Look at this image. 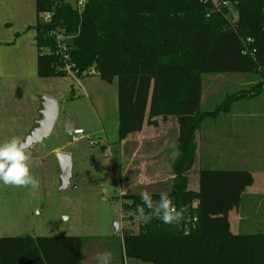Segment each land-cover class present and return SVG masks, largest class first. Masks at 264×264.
<instances>
[{"label":"trees","instance_id":"16d2710c","mask_svg":"<svg viewBox=\"0 0 264 264\" xmlns=\"http://www.w3.org/2000/svg\"><path fill=\"white\" fill-rule=\"evenodd\" d=\"M36 0L37 71L41 79L65 77L66 61L54 32L66 43L68 63L78 77L94 68L103 81L118 80V140L145 124L176 117L178 157L169 193L176 207L188 205L178 226L159 219L124 231L120 254L146 264H264V232L234 234L230 214L250 183L239 171L202 169L201 189H189L203 122L234 101L264 93V0H222L240 13L236 21L218 13L214 0ZM52 13L45 21L44 15ZM47 51V52H44ZM59 53V54H58ZM253 74L249 91L229 95L216 111H202L203 77ZM159 200V194H152ZM123 213L133 215L140 195L122 196ZM82 237L0 238V264H55L63 251L82 264Z\"/></svg>","mask_w":264,"mask_h":264},{"label":"rangeland","instance_id":"374dc122","mask_svg":"<svg viewBox=\"0 0 264 264\" xmlns=\"http://www.w3.org/2000/svg\"><path fill=\"white\" fill-rule=\"evenodd\" d=\"M214 3L218 13L228 20L234 22L239 18L240 13L232 3L222 0H214ZM22 9L24 18L20 17ZM22 9L16 5L15 15L8 20L16 39L26 35L19 33L26 20V5ZM33 17L34 11H31V20ZM3 25L5 23H1L0 38L5 40ZM34 34L30 33L29 37ZM29 37L24 36V41L16 46L0 44V143L13 136L22 141L26 139L40 120L44 97L56 101L59 117L51 135L29 147L34 164L32 174L38 179L39 187L0 183V238L78 236L95 239L102 245L107 243L109 251L118 255L122 233H137L140 229V221L134 215H125L122 207V190L129 181L121 177L124 175L121 162L124 147L118 140V80L103 81L95 74L41 79L37 76L38 48ZM213 76L203 77L204 99L209 96L207 82ZM220 86L210 103L202 104V111H214L227 95L241 88L231 84ZM211 121L204 123V133L215 132ZM224 121L225 115L219 122ZM68 122L73 124L71 131L81 129L98 144L91 146L89 140L72 144L66 131ZM175 151L178 154L177 147ZM59 152L69 154L72 159V178L66 188H61ZM195 175L192 174L189 189L196 191ZM128 192L140 194L134 189ZM244 199L246 203L250 201V197ZM242 211L245 219L241 225L234 221V213L230 218L232 233L264 232V203ZM116 225H119L118 232ZM128 261L129 264H146L134 259Z\"/></svg>","mask_w":264,"mask_h":264},{"label":"crops","instance_id":"0c3cea01","mask_svg":"<svg viewBox=\"0 0 264 264\" xmlns=\"http://www.w3.org/2000/svg\"><path fill=\"white\" fill-rule=\"evenodd\" d=\"M16 5L21 9L26 5V20L22 23L24 25L19 30V33L22 34L23 32L29 37V34L34 32L35 34L29 37L28 40H32V44L36 46V32L35 30H28L29 27L36 24V0H0V18L4 19L0 21V27L1 23H5L3 28L6 29V39L2 40L0 38V44L16 46L24 41V36L26 35L16 39V32L8 21L12 18V15H15ZM31 11H34L32 20L30 18ZM20 17L24 18V9L21 10ZM38 54L36 56V64L38 62ZM257 83L258 77L255 78L253 74H217L208 80L209 96L204 99V89L202 104L206 103L208 105L210 103L213 94L220 89V85L231 84L245 88H240L238 92L233 93L237 94L242 90L249 91ZM229 95L226 96L221 104L226 101ZM40 115L41 119V111ZM223 115H225L226 121L219 122ZM207 120H212L211 122L215 126L214 133H204L203 126ZM36 125L37 122L34 126ZM178 138L179 125L177 118L169 117L167 120L159 118L158 126L145 124L141 132L121 142L124 147V155L121 157L124 175H121V177L129 181V183L127 182V187L122 190L123 195H140L130 194L128 191L131 189L139 193L146 189L151 194H160L157 191H170L173 188L175 178L173 166L178 157L175 151L176 147L178 148ZM131 142H133V146H130ZM196 143L197 154L195 163L188 177L190 186L192 174H196L195 184L198 187L196 191L201 189L200 171L202 169L226 172L239 171L249 174L250 183L244 185L240 191L242 201L239 209L230 214L231 218L234 213V221L241 225L245 219L243 208L247 211L253 209L257 203L258 205L264 203V93L256 97L247 96L236 100L226 108V111L207 118L197 132ZM127 150L129 157L126 155ZM245 197H250V201L248 200L246 203L244 201L246 200L244 199ZM84 239L86 241L83 245L82 264H97L94 259L95 255L98 252L109 251V245L107 243L102 245L95 239ZM109 252L112 254L111 264H129L128 259L123 254L118 253L117 255L115 252ZM54 260L55 264H72L71 255L63 251L54 253Z\"/></svg>","mask_w":264,"mask_h":264},{"label":"clouds","instance_id":"9594fccd","mask_svg":"<svg viewBox=\"0 0 264 264\" xmlns=\"http://www.w3.org/2000/svg\"><path fill=\"white\" fill-rule=\"evenodd\" d=\"M72 128V122H68L66 131L70 132ZM33 167L29 147L19 137L13 136L0 143V183L6 186L36 189L39 187V181L32 174ZM140 199L142 203L136 206L133 215L142 223L159 219L166 225L178 226L188 211V205L178 209L166 191L159 194L158 201H154L152 194L145 189L141 191ZM94 259L97 264H111L112 254L109 251L98 252Z\"/></svg>","mask_w":264,"mask_h":264},{"label":"water","instance_id":"95a60500","mask_svg":"<svg viewBox=\"0 0 264 264\" xmlns=\"http://www.w3.org/2000/svg\"><path fill=\"white\" fill-rule=\"evenodd\" d=\"M41 114L42 118L37 122L35 128L24 140L28 147H31L36 143H41L44 139L51 135L58 118V105L56 101L52 98L44 97ZM57 158L61 169V188H66L70 184V180L72 178V159L69 154L64 152H59L57 154ZM118 231L119 225H116V232Z\"/></svg>","mask_w":264,"mask_h":264},{"label":"built area","instance_id":"2783aa9c","mask_svg":"<svg viewBox=\"0 0 264 264\" xmlns=\"http://www.w3.org/2000/svg\"><path fill=\"white\" fill-rule=\"evenodd\" d=\"M87 3V0H77L76 1V7L77 9L81 12L82 9L85 7ZM53 14L52 13H46L44 15V19L45 21H50L52 19ZM54 34L56 35L57 41H58V45H59V49H60V54L63 56V58L66 61V68L65 71L68 73V75L74 77L76 75V73L72 70V66L68 63V61L70 60V57L67 53H65L66 51V43H64V40L62 39V35L59 32H54ZM59 54V53H58ZM89 74H96V71L94 68H92L89 71ZM68 137L71 141L72 144L74 143H78L82 140H89V143L91 146H96L98 143L95 142L91 137L86 136L85 132L81 129H76L73 130L71 132H68Z\"/></svg>","mask_w":264,"mask_h":264}]
</instances>
